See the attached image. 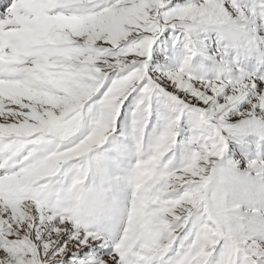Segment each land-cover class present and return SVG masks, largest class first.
<instances>
[{"label":"snow or ice","instance_id":"snow-or-ice-1","mask_svg":"<svg viewBox=\"0 0 264 264\" xmlns=\"http://www.w3.org/2000/svg\"><path fill=\"white\" fill-rule=\"evenodd\" d=\"M0 264H264V0H0Z\"/></svg>","mask_w":264,"mask_h":264}]
</instances>
